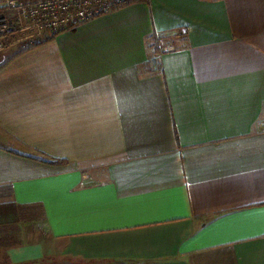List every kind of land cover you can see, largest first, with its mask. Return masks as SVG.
Here are the masks:
<instances>
[{
    "label": "crops",
    "instance_id": "obj_1",
    "mask_svg": "<svg viewBox=\"0 0 264 264\" xmlns=\"http://www.w3.org/2000/svg\"><path fill=\"white\" fill-rule=\"evenodd\" d=\"M1 187L0 264H264V0L130 1L9 42Z\"/></svg>",
    "mask_w": 264,
    "mask_h": 264
},
{
    "label": "built area",
    "instance_id": "obj_2",
    "mask_svg": "<svg viewBox=\"0 0 264 264\" xmlns=\"http://www.w3.org/2000/svg\"><path fill=\"white\" fill-rule=\"evenodd\" d=\"M131 0H3L0 2V51L16 38L28 48L71 29L82 21L109 13ZM163 51L175 48L171 41L159 46Z\"/></svg>",
    "mask_w": 264,
    "mask_h": 264
},
{
    "label": "rangeland",
    "instance_id": "obj_3",
    "mask_svg": "<svg viewBox=\"0 0 264 264\" xmlns=\"http://www.w3.org/2000/svg\"><path fill=\"white\" fill-rule=\"evenodd\" d=\"M3 0H0V2L2 3ZM16 38H12L9 40V42H12L13 40H15ZM173 42V41H171ZM1 52V51H0ZM9 198H10V191L8 188L6 187H1L0 188V207L3 205V204H7V202L9 201ZM36 222V221H35ZM29 224L28 221H23L22 223H20L18 226L20 228V225H24V226H27ZM41 224V223H40ZM17 228V227H16ZM21 229V228H20ZM16 230V229H15ZM15 233V231H14ZM18 232L15 233V236H17L18 238H21V237H24L26 238V235H18L17 234ZM28 237V236H27Z\"/></svg>",
    "mask_w": 264,
    "mask_h": 264
},
{
    "label": "trees",
    "instance_id": "obj_4",
    "mask_svg": "<svg viewBox=\"0 0 264 264\" xmlns=\"http://www.w3.org/2000/svg\"><path fill=\"white\" fill-rule=\"evenodd\" d=\"M131 1H140V0H131ZM50 40V39H49ZM48 41V40H47ZM151 43L152 45L155 47V49L157 50L158 47H159V42L157 41V38L155 36H152L151 37ZM49 162H56V163H64L66 162L65 160L63 159H51L49 160Z\"/></svg>",
    "mask_w": 264,
    "mask_h": 264
}]
</instances>
